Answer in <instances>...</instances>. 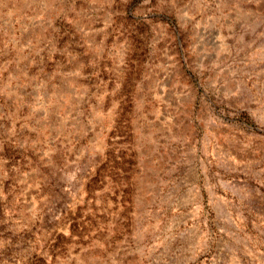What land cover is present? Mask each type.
Segmentation results:
<instances>
[{
  "label": "rangeland",
  "instance_id": "1",
  "mask_svg": "<svg viewBox=\"0 0 264 264\" xmlns=\"http://www.w3.org/2000/svg\"><path fill=\"white\" fill-rule=\"evenodd\" d=\"M0 264H264V0H0Z\"/></svg>",
  "mask_w": 264,
  "mask_h": 264
}]
</instances>
